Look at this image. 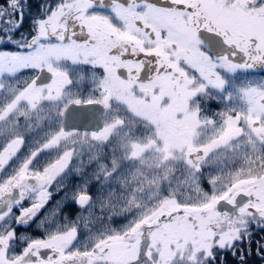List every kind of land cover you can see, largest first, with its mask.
I'll use <instances>...</instances> for the list:
<instances>
[{"label":"snow or ice","instance_id":"1","mask_svg":"<svg viewBox=\"0 0 264 264\" xmlns=\"http://www.w3.org/2000/svg\"><path fill=\"white\" fill-rule=\"evenodd\" d=\"M253 251L264 0H0V264Z\"/></svg>","mask_w":264,"mask_h":264},{"label":"trees","instance_id":"2","mask_svg":"<svg viewBox=\"0 0 264 264\" xmlns=\"http://www.w3.org/2000/svg\"><path fill=\"white\" fill-rule=\"evenodd\" d=\"M26 25H27V21L25 22V26H26ZM72 183H77V181H76V180H73ZM91 191H92L93 193H95V191H96L95 186L92 187ZM63 195H64L63 193L54 194L53 197H52V201H51V203L49 204V207H51L53 204H55L56 201L61 200V198H62ZM66 211H68L69 213H71V214L74 215L75 212L77 211V209H76L75 206L73 205L71 208L66 209ZM38 234H39V233H37V235H38ZM254 247H255V246H253V248H254ZM249 264H260L259 258L255 255L254 251L251 253L250 260H249Z\"/></svg>","mask_w":264,"mask_h":264}]
</instances>
